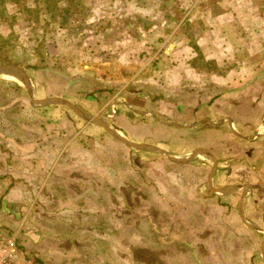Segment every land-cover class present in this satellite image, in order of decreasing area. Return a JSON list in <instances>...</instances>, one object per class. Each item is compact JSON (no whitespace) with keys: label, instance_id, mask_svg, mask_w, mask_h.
I'll use <instances>...</instances> for the list:
<instances>
[{"label":"crops","instance_id":"obj_1","mask_svg":"<svg viewBox=\"0 0 264 264\" xmlns=\"http://www.w3.org/2000/svg\"><path fill=\"white\" fill-rule=\"evenodd\" d=\"M170 2L176 7L192 8L189 17L192 28L183 27L185 37L173 42L171 38L177 33L167 36L158 51L159 62H168L170 55L180 49L191 52L187 34L198 29L194 43L204 53H221L224 56L220 60L227 59V63L217 66L218 71L224 68L225 72L218 78L225 81L223 84L238 86L236 92L229 89L220 99H214L215 110L208 115L183 109V98L169 80L170 76L183 80L179 65L165 69L169 76L161 80L164 83L159 84V96L150 95L144 87L135 95L131 93L129 84L142 72L124 83H120L121 74L101 76V87L111 84L115 88L112 93L119 97L116 102L120 111L115 113L107 110L106 91L98 97L85 95L74 99L78 102L67 101L46 93L35 79L29 81L22 70L11 66H7L11 73L0 70L1 78L11 79L19 90L9 95L11 99L0 90V209L12 208L17 214L31 199L26 217L34 213L36 220H46L41 221L42 235L47 229L50 238L58 230L67 236L65 244L52 250L55 256L63 250L56 257L63 263L116 264L114 259L123 257L130 261L132 255L143 261L147 260L143 256L149 257L148 264H197L202 254L203 262L219 264L221 255L217 253L216 242H211L216 237L212 231H217L215 227L219 225L230 236L221 238L231 246L235 240L239 242L235 246L240 244L244 229L246 236L256 238L252 250L239 245L234 253L231 248L226 251L225 262L252 264L248 254L257 252L254 258L257 263H253L264 264V223L257 220V213L252 210L253 199L258 198L253 188L258 184L264 186V113L260 110L264 97L248 93V86L264 85L263 79L258 78L264 59V0ZM165 21L172 23L173 19L166 17ZM175 21L180 25L173 29L177 27L175 30L179 32L183 21ZM228 55L234 60L229 61ZM247 70H251L248 73L251 76ZM180 87L184 88L181 84ZM13 98L14 107L12 103L2 104ZM60 99L67 104H60ZM194 101L192 97L190 102ZM250 112L255 113L254 123L248 120L252 117ZM189 113L192 121L186 122ZM166 139H170V145L162 141ZM102 143L116 146L108 148ZM144 143L171 151L160 153L164 159L156 160L169 171V182H177V187H181L185 183L181 179L184 171H190L185 179L197 174V184L175 193L167 186L166 175H159L160 180L149 170L145 177L149 176L158 187L147 189L146 178L138 177L140 174L130 166L131 160L122 161L119 152L121 149L137 155L131 150L151 149ZM109 149L117 150L115 160ZM143 154L152 158L151 154ZM185 157L191 159L181 162ZM135 182L140 183L138 187ZM168 189L172 192H167ZM209 203L215 204L214 208L212 205L207 208ZM253 206L258 208V203ZM213 209L223 210L224 218L231 220L217 221ZM261 210L264 208L259 209L260 213ZM2 220L13 226L4 217ZM236 230L239 232L234 233ZM122 232L127 235L126 243L121 238ZM126 245L130 253L123 250ZM86 248L93 250L92 257L81 251ZM105 248L111 249V263L104 260ZM232 257L234 261H229Z\"/></svg>","mask_w":264,"mask_h":264},{"label":"rangeland","instance_id":"obj_2","mask_svg":"<svg viewBox=\"0 0 264 264\" xmlns=\"http://www.w3.org/2000/svg\"><path fill=\"white\" fill-rule=\"evenodd\" d=\"M191 9L190 6L176 7L175 3L170 2V0H0V65L22 70L29 81L35 79L40 88L46 93L62 96L67 98L65 99L67 101L74 100L76 97L77 99L86 97L85 95L98 97L103 95V91H106L104 97H109L107 101L109 113L120 111L116 102L119 97L112 93V89L115 88L111 84L105 83L106 86L101 87L103 85L101 76L121 74L123 78L120 83H124L128 78L132 80L133 75L135 76L137 73L141 75L142 72L140 77H135L136 79L129 84L131 93L135 95L136 91L142 90V87H144L150 95L159 96L161 95L159 84L164 83L161 80H165L169 76L165 69H169L172 65H179L182 68L183 80L181 81L180 77L172 78V76L169 80L173 83L172 85L175 84V86H171L178 89V96L181 99L183 98V109H191V112H196V115H203L204 113V115H208L212 109L215 110V106H213L214 99H220V96L229 89L236 92L235 89L238 87L223 84L225 81L218 78L225 74L224 68L217 70V66L222 65L223 62L227 63V59L220 60L224 55L221 53L218 55L216 52L204 53L201 46L194 43L199 32L196 29L194 32L187 34L189 45L193 48L191 52L180 49L177 54L170 55L168 62H159L161 57L159 54L160 47L167 40V36L173 32L177 33L175 38L174 36L171 38V42H173L175 39L185 37L182 35V33L186 35L183 27L186 29L192 28L189 20L192 14ZM166 17H172L173 22L167 23L165 21ZM178 19L183 22L179 32H176L177 27L173 28L178 24V21H175ZM203 27L206 29L207 24L205 23ZM203 27L200 26V29L203 30ZM163 31L166 32L163 34ZM229 56H227L229 61L234 60ZM237 56L238 54L234 57L237 58ZM246 72L248 76L252 75H249L251 70ZM21 76L27 82L25 76L22 74ZM258 78L264 81V59ZM0 79V90L7 96L10 94L15 95L19 91L8 77L1 78L0 75ZM180 84L184 88H181ZM248 93H258L264 97V85L262 87L248 86ZM10 97H7V99H11ZM192 97L196 102H190ZM74 101L78 102L77 100ZM8 103H12V107H14V98L2 104ZM75 104L77 105V103ZM112 106L113 110H111ZM233 106L238 105L233 103ZM260 110L264 113V99ZM249 115L252 117H248V120L254 123L255 113L250 112ZM190 116V113L186 115V122L192 121ZM256 127L259 128L260 126ZM202 131L200 130V132ZM247 131L250 132L251 130L248 129ZM162 141L168 143V145L171 143L170 139ZM102 144L108 148L115 145L113 143ZM144 144L151 149L131 150L137 155L129 153L127 149L125 151L128 153H124L118 148L121 152L122 161L127 163V158L130 159V166L133 165L134 172L140 174L138 177L144 178L146 171L148 173L153 171L160 180L159 175H166L167 186L174 189L175 193L181 192V189H186V186L192 187L197 184V174H192L185 179L187 175H190V171H184L181 179L185 183L181 187H177V182H169L171 179L167 175L169 171L156 160L159 158L164 159L160 153L169 154L171 151L166 150L161 145ZM109 152L114 155L115 160L117 150L109 149ZM143 153L151 154L152 158H148ZM190 159L185 157L180 161L186 162ZM123 168L125 167L123 166ZM196 171L202 173L199 169H196ZM145 182L149 186L147 189H157L158 187V183H151L149 176ZM162 182L164 181L162 180ZM191 182L193 184H189ZM202 183L200 185L204 188ZM134 184L135 187H138L140 183L135 182ZM172 189H168L167 192L171 193ZM253 189L258 198L253 199L252 210L257 213V220L264 223V210H261V213L259 212V209L264 208V203H262L264 202V186L258 184ZM30 201L31 199L24 208L20 207L17 214H14L12 208L0 209V231L9 236L14 235L19 249L34 263L66 264L63 263V260L59 261L56 258L63 250H60L57 256L53 255L52 250L54 251L59 244H65L67 236L65 237L64 233L58 230L57 234L50 238L48 235L50 231L47 229H44L45 235L43 236L40 226L43 224L41 221L46 220H36L34 213L26 217L30 210ZM256 203H258V208L253 206ZM211 205L214 208L215 204L212 203L207 204L206 207L212 208ZM215 209L212 212L216 213L215 216H218L217 221H220V218H223L225 222L231 220L224 218L223 210L214 211ZM232 210L234 211V209ZM251 215L253 214L251 213ZM3 217L5 220L13 222V226H8L2 222ZM236 222L240 227L241 225L237 219ZM236 222H231V225L236 224ZM171 224L173 222L169 225L171 226ZM223 228V226L221 228V226L216 225L215 229L217 231H212L216 237L212 238L211 242L213 240L216 242L217 253L221 255L219 264H233L234 262L224 261L228 258V256L225 257L226 251L231 248L230 252L234 253L235 248L239 245L244 250H252L256 238L253 235L246 236L247 230L243 228L240 244L235 246L239 243L235 240V245L234 242L232 246L228 243L227 245L226 240L221 237L229 238L230 236L227 231H223ZM176 232L178 233V231ZM238 232L236 230L234 233ZM126 236V233L122 232L123 242ZM85 237L88 241L91 239L89 235ZM83 241L86 242V240ZM115 247L117 248V246ZM49 249H51V253ZM106 249L109 253L111 252V249L105 248L104 250ZM107 250L106 253H108ZM123 250L128 252V245ZM81 251L86 252L88 257L94 255L93 250L89 248ZM82 252L79 250V253ZM230 252L228 253L231 254ZM106 253H103L104 260L111 263L112 252L110 254ZM256 253L250 252L248 254L251 257L252 264L257 263V261H254ZM131 257L130 261H128L129 259H123V257L117 260L114 259V261L116 264H148V260H151L145 256H143L144 260L147 259L145 261L141 260L140 256L137 257L138 260H135L132 255ZM203 257L202 254L199 255L198 259L200 261H197V264L208 263L203 262ZM229 261H234L233 257ZM83 264H90V262H84Z\"/></svg>","mask_w":264,"mask_h":264},{"label":"built area","instance_id":"obj_3","mask_svg":"<svg viewBox=\"0 0 264 264\" xmlns=\"http://www.w3.org/2000/svg\"><path fill=\"white\" fill-rule=\"evenodd\" d=\"M0 264H36L23 253L16 243L15 236L0 231Z\"/></svg>","mask_w":264,"mask_h":264},{"label":"water","instance_id":"obj_4","mask_svg":"<svg viewBox=\"0 0 264 264\" xmlns=\"http://www.w3.org/2000/svg\"><path fill=\"white\" fill-rule=\"evenodd\" d=\"M0 70L3 71V72L11 73V72H10V68L7 67V66L0 65ZM55 101H57V100H55ZM58 102H59L60 104H67L66 101H63V100H61V99H60V101H58Z\"/></svg>","mask_w":264,"mask_h":264}]
</instances>
